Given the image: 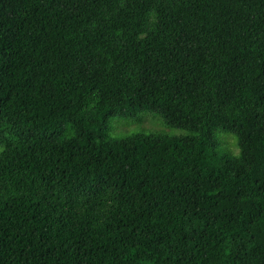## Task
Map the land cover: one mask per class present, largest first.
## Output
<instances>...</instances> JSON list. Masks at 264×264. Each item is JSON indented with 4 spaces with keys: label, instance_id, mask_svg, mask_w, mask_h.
Instances as JSON below:
<instances>
[{
    "label": "trees",
    "instance_id": "1",
    "mask_svg": "<svg viewBox=\"0 0 264 264\" xmlns=\"http://www.w3.org/2000/svg\"><path fill=\"white\" fill-rule=\"evenodd\" d=\"M0 264H264V0H0Z\"/></svg>",
    "mask_w": 264,
    "mask_h": 264
},
{
    "label": "rangeland",
    "instance_id": "2",
    "mask_svg": "<svg viewBox=\"0 0 264 264\" xmlns=\"http://www.w3.org/2000/svg\"><path fill=\"white\" fill-rule=\"evenodd\" d=\"M107 133L110 136H118L138 131H159L169 135H177L181 133L180 129L167 127L154 112H139L134 115L114 117L107 126ZM229 133L220 131L217 134V141L220 149L230 148L233 152L237 151L234 144V136H227ZM226 135V136H225ZM231 135V134H230ZM226 145H225V142Z\"/></svg>",
    "mask_w": 264,
    "mask_h": 264
}]
</instances>
